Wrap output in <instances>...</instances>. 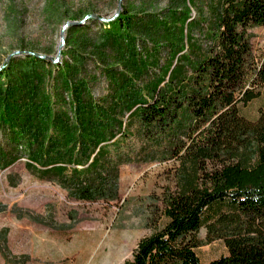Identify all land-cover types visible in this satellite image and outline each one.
Wrapping results in <instances>:
<instances>
[{
	"label": "trees",
	"instance_id": "obj_1",
	"mask_svg": "<svg viewBox=\"0 0 264 264\" xmlns=\"http://www.w3.org/2000/svg\"><path fill=\"white\" fill-rule=\"evenodd\" d=\"M185 23L158 26L122 8L109 28L70 36L68 60L12 57L0 70V170L24 159L71 197L110 202L119 199L120 165L174 159L163 223L123 264H264V50L249 31L264 26V0H224L204 44ZM157 27L177 60L149 76L153 59L137 43ZM98 74L108 90L99 99ZM259 99L256 117H246L242 108ZM215 240L226 253L201 261L196 250ZM5 242L0 233L5 262L21 263Z\"/></svg>",
	"mask_w": 264,
	"mask_h": 264
},
{
	"label": "rangeland",
	"instance_id": "obj_2",
	"mask_svg": "<svg viewBox=\"0 0 264 264\" xmlns=\"http://www.w3.org/2000/svg\"><path fill=\"white\" fill-rule=\"evenodd\" d=\"M223 1L0 0V70L12 57L27 54L57 63L68 60L70 36L83 41L109 28L108 23L122 8L143 21L152 19L158 26L168 23L173 27L177 21L183 24L184 19L192 22V38L204 44L207 40L203 34L208 36V26ZM183 11L188 12L186 17ZM75 24L85 27L72 35L69 28ZM161 30L157 27L151 37L140 35L137 43L139 54L153 59L149 76H155L163 63L174 65L177 60L163 35L157 34ZM249 31L255 46L264 50V26ZM184 45L186 48V42ZM94 86L99 89L95 92L97 99L107 95L102 74H98ZM260 104L261 99L253 101L242 108V113L254 119ZM177 164L174 159L161 158L122 164L119 199L91 202L75 199L58 184L38 179L26 168L24 159L17 161L0 170V207H4L0 211V233L5 232L7 254L19 264H123L132 257L138 241L162 225L160 198L165 189L174 187ZM10 178L17 181L16 186L10 184ZM35 216L46 220L47 225L35 221ZM198 234L205 239L204 228ZM196 252L201 261L207 262L225 254L226 249L221 240H215ZM0 264H7L1 249Z\"/></svg>",
	"mask_w": 264,
	"mask_h": 264
},
{
	"label": "water",
	"instance_id": "obj_3",
	"mask_svg": "<svg viewBox=\"0 0 264 264\" xmlns=\"http://www.w3.org/2000/svg\"><path fill=\"white\" fill-rule=\"evenodd\" d=\"M119 7H121V4H119Z\"/></svg>",
	"mask_w": 264,
	"mask_h": 264
}]
</instances>
